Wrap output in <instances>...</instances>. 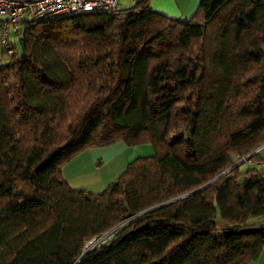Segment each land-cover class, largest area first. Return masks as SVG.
I'll return each instance as SVG.
<instances>
[{
	"label": "trees",
	"instance_id": "1",
	"mask_svg": "<svg viewBox=\"0 0 264 264\" xmlns=\"http://www.w3.org/2000/svg\"><path fill=\"white\" fill-rule=\"evenodd\" d=\"M149 1L27 21L20 49L1 48L0 264L260 255L259 151L235 164L264 144V0H199L189 19ZM115 142L152 154L100 192L68 185L71 159Z\"/></svg>",
	"mask_w": 264,
	"mask_h": 264
},
{
	"label": "crops",
	"instance_id": "2",
	"mask_svg": "<svg viewBox=\"0 0 264 264\" xmlns=\"http://www.w3.org/2000/svg\"><path fill=\"white\" fill-rule=\"evenodd\" d=\"M134 2L135 0H119L118 5L119 8H126ZM198 2L199 0H150L149 6L152 10L168 17L189 19ZM262 49L264 52V46ZM118 145L122 147V144ZM112 149L109 156L96 154L93 153L96 150L87 149L71 159L62 172L68 185L74 189L90 192H100L106 188L125 170L128 163L123 148H119L116 152ZM258 151L256 156L247 161L248 164L253 165V161L257 159L264 160V145ZM250 264H264V247L257 259Z\"/></svg>",
	"mask_w": 264,
	"mask_h": 264
},
{
	"label": "built area",
	"instance_id": "3",
	"mask_svg": "<svg viewBox=\"0 0 264 264\" xmlns=\"http://www.w3.org/2000/svg\"><path fill=\"white\" fill-rule=\"evenodd\" d=\"M119 0H0V43L7 55L14 52L12 42L9 41L8 30L18 35L27 21L58 19L82 13L112 12L119 8ZM255 168L264 171V160L253 161ZM116 228V227H115ZM112 228L97 238L91 239L86 245L105 238L114 233Z\"/></svg>",
	"mask_w": 264,
	"mask_h": 264
},
{
	"label": "rangeland",
	"instance_id": "4",
	"mask_svg": "<svg viewBox=\"0 0 264 264\" xmlns=\"http://www.w3.org/2000/svg\"><path fill=\"white\" fill-rule=\"evenodd\" d=\"M9 33V41L14 43V46H16V48L19 50L20 49V44H19V39L21 37V32H19L18 35H15L12 32V27L9 28L8 30ZM1 43H0V58H1ZM118 144H122V147H119ZM114 146V147H112ZM106 148V149H105ZM111 148H113L112 150H114L115 152L119 149V148H123L124 149V155L125 157L128 159L129 161H132L133 159H135L136 157H141V156H146V155H151L152 154V146L150 144H142V145H137V146H127L125 144H123L122 142H115L113 144L107 145V146H103V147H93L90 148L92 150H96L93 151V153L96 154H102L104 156H109V154H111ZM249 166V165H248ZM105 241V238L103 237L100 240H97V242L95 243H90L86 246L87 249L92 248L93 246H95L96 244Z\"/></svg>",
	"mask_w": 264,
	"mask_h": 264
},
{
	"label": "water",
	"instance_id": "5",
	"mask_svg": "<svg viewBox=\"0 0 264 264\" xmlns=\"http://www.w3.org/2000/svg\"><path fill=\"white\" fill-rule=\"evenodd\" d=\"M264 145V144H263ZM262 145V146H263ZM262 146H260V147H262ZM259 147V148H260ZM258 148V149H259ZM258 149H256L255 151H253L252 153H250L248 156H246V157H244L243 159H241V160H239L235 165H237V164H239L240 162H242V161H244V160H246L248 157H250L253 153H255ZM158 206V205H157ZM116 226H114L113 228H115ZM258 230V228L257 227H252V226H248V227H245V228H243V229H241V232L242 233H253V232H255V231H257Z\"/></svg>",
	"mask_w": 264,
	"mask_h": 264
}]
</instances>
